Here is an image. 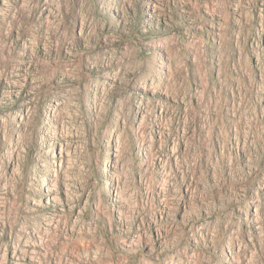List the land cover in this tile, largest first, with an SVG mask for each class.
Here are the masks:
<instances>
[{"label":"rangeland","instance_id":"374dc122","mask_svg":"<svg viewBox=\"0 0 264 264\" xmlns=\"http://www.w3.org/2000/svg\"><path fill=\"white\" fill-rule=\"evenodd\" d=\"M0 264H264V0H0Z\"/></svg>","mask_w":264,"mask_h":264}]
</instances>
